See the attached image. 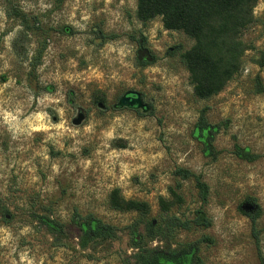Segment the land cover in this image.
I'll list each match as a JSON object with an SVG mask.
<instances>
[{"label": "rangeland", "instance_id": "obj_1", "mask_svg": "<svg viewBox=\"0 0 264 264\" xmlns=\"http://www.w3.org/2000/svg\"><path fill=\"white\" fill-rule=\"evenodd\" d=\"M12 2L32 23L40 21V29L27 33L0 0V204L13 214L6 222L0 213V264H127L133 248L126 227L138 215L113 209L112 190L148 201L156 221L160 198L174 199L171 188L178 183L183 201L172 212L192 218L204 206L211 219L209 227L177 237L213 239L200 244L202 264H264V92H256L264 67L253 60L264 54V0L245 36L255 48L243 70L208 99L195 95L181 56L195 40L167 30L162 17L140 21L137 0ZM45 34L48 48L31 75L30 58ZM141 40L155 55L146 65L138 60ZM128 91L141 92L150 109L118 107ZM97 94L105 96V106ZM80 109L86 118L77 125ZM203 114L219 130L209 155L194 137ZM238 149L257 158H241ZM179 167L209 184L207 204L195 180L176 174ZM247 202L255 206L252 213L261 212L259 242L241 211ZM46 210L63 229L36 221L34 214ZM89 213L121 227V239L82 248L72 221Z\"/></svg>", "mask_w": 264, "mask_h": 264}, {"label": "trees", "instance_id": "obj_2", "mask_svg": "<svg viewBox=\"0 0 264 264\" xmlns=\"http://www.w3.org/2000/svg\"><path fill=\"white\" fill-rule=\"evenodd\" d=\"M260 0H137V17L143 23H148L157 17H162L167 30L183 31L195 40L194 45L181 54L190 73L194 93L200 99H208L219 94L242 70L245 65L247 52L255 48L245 36L258 22L255 8ZM8 18H18L25 31L37 33L40 21L32 23L27 15L20 10L12 0H3ZM146 40L147 38L143 36ZM42 41L30 58V74L33 75L42 64L43 56L48 48L50 38L41 35ZM253 60L264 67V54L253 57ZM149 64L144 62L142 65ZM256 92H264V85L257 79ZM96 101L106 103L104 95L97 94ZM205 114V113H204ZM202 115L194 130V137L205 144L206 154L214 153L213 140L219 132L218 127L210 124ZM237 154L247 160H255L247 149H238ZM176 174L183 179L195 180L199 196L203 204L210 197V186L202 175L192 170L179 167ZM181 184L171 188L174 199L160 198L162 212L156 219H150L151 205L141 199H128L120 188H115L110 194V206L121 212H136L137 218L128 227L130 236L129 247L133 248L127 264H202L200 244L213 242L210 236H203L197 241L180 242L177 240L180 232H189L196 227H209V218L204 206L195 211L194 217L180 216L172 212L175 204L182 202L183 197L178 193ZM255 198H249L254 201ZM242 208V207H241ZM35 213L36 221L58 232L64 224L52 218L51 212ZM241 211L253 222L254 236L259 242L260 229L257 220L261 214ZM0 213L9 222L8 216L13 214L8 207L0 204ZM81 230L79 244L82 248L97 249L104 244L113 245L121 239V227L105 222L93 213L86 216L77 215L73 218ZM160 241L161 245L154 246L153 242ZM175 245V246H174ZM261 259L264 262L261 253Z\"/></svg>", "mask_w": 264, "mask_h": 264}, {"label": "water", "instance_id": "obj_3", "mask_svg": "<svg viewBox=\"0 0 264 264\" xmlns=\"http://www.w3.org/2000/svg\"><path fill=\"white\" fill-rule=\"evenodd\" d=\"M140 44L143 45V40L140 41ZM155 59L154 55L152 54L151 50L148 47L142 46L138 50V60L140 62L147 61L149 63L153 62ZM101 106H105L103 103H100ZM118 107H131L136 109H143L145 111L149 110L150 107L145 101L143 100L142 93L139 91H128L126 92L120 99L117 104ZM86 118V113L83 109H80L78 112V116L74 118L73 122L77 125L81 124L84 119ZM255 206L250 203H244L242 205V209L246 212H252ZM156 223V221L154 222Z\"/></svg>", "mask_w": 264, "mask_h": 264}, {"label": "flooded vegetation", "instance_id": "obj_4", "mask_svg": "<svg viewBox=\"0 0 264 264\" xmlns=\"http://www.w3.org/2000/svg\"><path fill=\"white\" fill-rule=\"evenodd\" d=\"M142 46H145V44H143V45L140 44V47H142ZM151 52H152V51H151ZM152 53H153V52H152ZM153 55H154V53H153ZM154 56H155V55H154ZM144 62H146V61H144Z\"/></svg>", "mask_w": 264, "mask_h": 264}]
</instances>
